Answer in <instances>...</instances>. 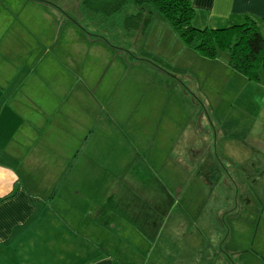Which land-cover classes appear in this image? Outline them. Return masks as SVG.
Instances as JSON below:
<instances>
[{
  "label": "rangeland",
  "instance_id": "obj_1",
  "mask_svg": "<svg viewBox=\"0 0 264 264\" xmlns=\"http://www.w3.org/2000/svg\"><path fill=\"white\" fill-rule=\"evenodd\" d=\"M0 14L5 34L11 20L24 26L27 16L52 34V43L38 45L48 55L36 53L51 63L54 92L59 74L68 81L60 91L69 96L55 129L51 122L38 136L59 149L48 168L66 177L54 188L62 180L67 187L95 189L105 209L101 218L117 224L119 239L144 238L140 250L117 262L264 264V192L243 171L254 157L252 143L238 145L253 128L264 135L262 73L249 81L228 66L226 53L213 60L199 56L157 14L141 42L134 33L103 29L78 0H0ZM43 64L37 61L34 76ZM223 148L235 159L227 168L243 171V178H232L245 182V194H235L221 172ZM63 156L68 163L57 159ZM204 157L209 160L200 161ZM209 164L220 173L207 176ZM35 176L39 187L42 175ZM38 196H45L43 190Z\"/></svg>",
  "mask_w": 264,
  "mask_h": 264
},
{
  "label": "crops",
  "instance_id": "obj_2",
  "mask_svg": "<svg viewBox=\"0 0 264 264\" xmlns=\"http://www.w3.org/2000/svg\"><path fill=\"white\" fill-rule=\"evenodd\" d=\"M190 1L195 10L193 24L198 28H220L249 18L264 34V0ZM27 19L24 26H16L11 20L12 30L5 34L0 14V264H121L116 259L129 255L130 250H140L144 238L128 241L125 235L123 243L117 224L110 225L107 218H101L105 209L100 195L95 197V189L84 191L86 187L82 184L67 187L66 182L60 180L53 198L47 200L49 193L56 189L55 181L66 176L65 172L61 176L60 172H49L48 163L59 149H54L56 144L47 143L38 134L48 129L51 122L52 130L55 129L54 120L62 118L60 105L69 93H62L60 88L68 86V81L58 74L55 78L58 89L54 92L53 76L47 75L52 69L51 63H46L43 57L38 59L41 55L36 53L38 50L48 55L39 50L38 45L43 40L52 43L47 38V35L52 38V34L40 24V19L31 21L28 16ZM38 60L44 64L41 74L34 76ZM55 64L58 70L59 67L60 71L64 70L59 61ZM52 107L57 108L52 110ZM56 124V130H61V124ZM260 130L253 128L252 137L245 133L243 139L238 138V145L248 147V143H252L254 157L243 171L252 173L250 176L256 178L254 185L264 192V135L259 136ZM37 146L46 147L33 150ZM25 147H28L26 153ZM223 149L221 172L232 182L235 194H245V182L239 184L232 178L237 177V181L240 176L243 178V171L239 167L227 168L235 159L228 155V148ZM206 157L200 161L207 162ZM213 157L214 154L209 157L210 162L215 164ZM57 159L62 164L69 162L66 156ZM35 172L42 175L39 187ZM216 172L220 173V169L212 164L205 171L207 176ZM39 189L45 193L44 197L38 196ZM91 195L94 197L90 201ZM125 227L131 226L125 223ZM126 231L123 228L121 233Z\"/></svg>",
  "mask_w": 264,
  "mask_h": 264
},
{
  "label": "trees",
  "instance_id": "obj_3",
  "mask_svg": "<svg viewBox=\"0 0 264 264\" xmlns=\"http://www.w3.org/2000/svg\"><path fill=\"white\" fill-rule=\"evenodd\" d=\"M80 10L91 13L103 29L134 33L141 42L159 15L177 34L181 43L199 56L213 60L226 53L228 66L249 81L264 75V37L249 18L220 28H198L190 0H78ZM57 188L50 194L51 200Z\"/></svg>",
  "mask_w": 264,
  "mask_h": 264
}]
</instances>
